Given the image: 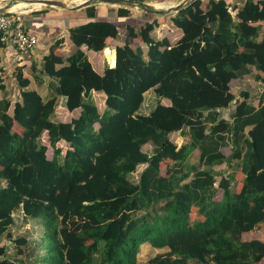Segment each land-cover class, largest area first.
Returning a JSON list of instances; mask_svg holds the SVG:
<instances>
[{
	"label": "trees",
	"instance_id": "obj_1",
	"mask_svg": "<svg viewBox=\"0 0 264 264\" xmlns=\"http://www.w3.org/2000/svg\"><path fill=\"white\" fill-rule=\"evenodd\" d=\"M86 11L95 17V5ZM176 11L171 20L182 36L175 44L152 37L157 21L141 30L128 24L115 65L102 74L82 47L103 51L107 39L120 37L117 25L72 28L77 50L67 59L45 55L35 77L38 86L49 78L47 99L16 68L11 100L0 68V264H28L10 259L3 243L12 239L17 211L44 226L45 252L31 264H91L96 256L95 264L264 260V240L243 239L264 226V94L259 107L245 100L233 110L232 93L253 69L264 73V0H209L206 8L194 0ZM129 38L147 50L132 48ZM94 92L105 95L103 113ZM150 92L155 106L146 114ZM60 98L79 112L70 121H54ZM184 130L189 140L178 147L170 137ZM196 150L199 168L189 167ZM224 164L232 171L217 181L215 167ZM14 241L24 254L28 240ZM143 243L168 255L139 263Z\"/></svg>",
	"mask_w": 264,
	"mask_h": 264
},
{
	"label": "crops",
	"instance_id": "obj_2",
	"mask_svg": "<svg viewBox=\"0 0 264 264\" xmlns=\"http://www.w3.org/2000/svg\"><path fill=\"white\" fill-rule=\"evenodd\" d=\"M33 1L34 0H0V10H4V13L23 11L22 17L25 19L26 31L36 36L39 40L38 45L32 51L24 53H18L16 46L12 42H7L0 45V68H4V72L1 73V76L3 79H5L6 84L8 85V88L10 90L15 88L16 86L14 80L15 69L21 68L24 76L31 80L30 87L32 89H36L40 93L37 88L35 77L41 71L44 56L53 53L58 58L67 59L68 57H70L77 50V47L70 39V30L82 24L94 22L97 20L112 21L117 25L120 31V37H118V39L109 38L106 40L107 47L101 52L88 51L85 47H82V49L86 51L87 56L94 69L99 74L103 73L106 65L112 67L110 65L109 58L105 55V50L109 49L116 55V47L122 46L127 39L126 27L128 24L136 28L137 30H141L143 27H145L146 23L157 21L158 25L152 32V37L155 38L153 36L155 32L159 30L163 31L165 34L161 33V36L155 39L159 40L166 37L169 39L172 45L175 44L182 36V31L173 25L171 18L177 13L176 10L172 11V7H176L183 0H146L145 2L148 6H150V8L128 7L106 3H95L89 6H83L82 3H80V0H52L65 3V7L50 6L45 4H41L38 7L24 6L25 3L26 5L34 4ZM202 1L203 4L205 3L204 5H207L209 0ZM227 1L229 4L241 5L244 0ZM94 5L96 8L95 17L90 18L87 15L86 9ZM120 9L129 11L128 16L121 17L118 14ZM259 24L261 25L262 37L264 36V22H260ZM172 31L174 32L173 35ZM60 40L63 42L57 49L54 48L53 45L55 44V42ZM128 41L132 48L143 49V46L141 45V43L143 42L141 40L129 38ZM134 41L140 44L134 45ZM44 79L46 81L45 86L46 88H48L47 86L49 78L44 77ZM232 93L235 95L233 110L239 103L245 100L249 101L255 107H259L261 97L264 94V73L253 69V73L245 77L242 81L239 80L233 82ZM244 94H247L248 96L245 98ZM48 95L49 92L47 96ZM60 99L61 104H65V99ZM64 109L65 115H68V117L70 116L73 118L76 116V113H79L78 111L69 112L66 107H64ZM230 112L231 108L223 110V113L226 115ZM172 140H175L174 142L178 145V147H181L184 141L189 140L188 132L185 131L174 133L172 134ZM190 157L199 159V150L194 151L190 155ZM263 231L264 226L257 231L245 233L243 235V239L264 240V235H261L264 233ZM245 236L250 237L245 238ZM263 263L264 260L259 264Z\"/></svg>",
	"mask_w": 264,
	"mask_h": 264
},
{
	"label": "rangeland",
	"instance_id": "obj_3",
	"mask_svg": "<svg viewBox=\"0 0 264 264\" xmlns=\"http://www.w3.org/2000/svg\"><path fill=\"white\" fill-rule=\"evenodd\" d=\"M137 1L146 3L145 2L146 0H137ZM204 4L202 3V8L206 7V5H204ZM161 33L165 34L163 31L159 30V31L155 32L153 34V36L155 38H158L159 36H161ZM173 34H174V32L172 33V35ZM139 44L140 43L135 42L134 45H139ZM141 45L143 46L144 51H146L147 46L143 43H141ZM105 55L109 58L110 65L113 67L115 65L114 60H115L116 55L110 50L105 52ZM43 86L37 85V88L40 91L43 98L47 99L49 97V95L47 96V94H48V92H50V90H49V88H46L45 84ZM10 91L12 92V94L10 95V98H11V100L15 101L16 94H14L13 90H10ZM92 98L94 99L96 105L98 106L99 111L101 113H103L105 110V95L103 93L94 92L92 95ZM154 102H155V98H154L153 92L148 93L146 96V102H145V108H144L145 112L144 113L148 114V112L153 108V106H155ZM64 107H65V105L63 103L61 104V99H59L58 106L56 108V112H55V116H54V121H56V122H58V121H65V122L70 121V119L72 117H70V116L68 117V115H65ZM170 138L172 140V135ZM43 142L45 144H47V139L43 138ZM59 146L63 147L64 149L67 148L66 144L64 142L60 143ZM153 148L154 147L152 144H147L143 147V151L149 155H152ZM52 154H53V151L51 148H49V150H48L49 158H52ZM188 165H189V167L190 166H196L197 168H199V159L194 158V157H190L188 159ZM144 168H145L144 165L139 166L138 171L132 176V179L137 180L138 174ZM215 170L217 172L221 173L220 175L217 176V181H220L223 176H228L229 173H231V171H232L225 164L221 165V166H217L215 168ZM163 172L165 173L164 170H163ZM190 178H192V175ZM218 198H220V196H218ZM14 218H15V222L10 229L12 239H10V240L4 239L3 243L8 246L7 248H8V253H9L10 259H12L14 261H24L25 263L31 264L32 261L36 258V256H38V255L41 256L45 252L44 248L43 249L39 248L40 244H42V235L44 233V226L40 221H35V220H32L30 218L25 217L21 211L15 212ZM261 235H264V233ZM20 237H25L29 242V244L26 247H23V250L25 251L24 254H18L19 249L17 248V245L14 241L15 239H18ZM249 237L250 236H245V238H249ZM168 252H169L168 249L158 250V249H154V248L150 247V245L147 243H143L141 245V252L139 253V256H138L139 263H144L151 258H155L158 255L166 256V255H168ZM158 257H160V256H158ZM98 260H99L98 256H96L92 260L91 264H95Z\"/></svg>",
	"mask_w": 264,
	"mask_h": 264
},
{
	"label": "built area",
	"instance_id": "obj_4",
	"mask_svg": "<svg viewBox=\"0 0 264 264\" xmlns=\"http://www.w3.org/2000/svg\"><path fill=\"white\" fill-rule=\"evenodd\" d=\"M88 0H80L84 4ZM23 11L0 14V39L2 42H12L18 53L30 52L38 45V38L25 29ZM17 59V57H16Z\"/></svg>",
	"mask_w": 264,
	"mask_h": 264
},
{
	"label": "water",
	"instance_id": "obj_5",
	"mask_svg": "<svg viewBox=\"0 0 264 264\" xmlns=\"http://www.w3.org/2000/svg\"><path fill=\"white\" fill-rule=\"evenodd\" d=\"M30 1V0H25ZM192 1L194 0H183L179 5L176 7H172L173 10H179L182 8H185L188 6ZM33 3H40L50 6H59V7H65L66 4L58 1H52V0H45V1H36L34 0ZM95 3H106V4H113V5H120V6H128V7H138V8H150L146 3L137 1V0H88L83 6H89ZM4 13V10H0V14Z\"/></svg>",
	"mask_w": 264,
	"mask_h": 264
},
{
	"label": "bare ground",
	"instance_id": "obj_6",
	"mask_svg": "<svg viewBox=\"0 0 264 264\" xmlns=\"http://www.w3.org/2000/svg\"><path fill=\"white\" fill-rule=\"evenodd\" d=\"M40 5H41V4H39V3H37V4L34 3V4H32V5H26V3L24 4V6H26V7H27V6H37V7H38V6H40ZM15 7H16V6H15ZM14 11H15V10H14ZM16 11H17V10H16Z\"/></svg>",
	"mask_w": 264,
	"mask_h": 264
}]
</instances>
